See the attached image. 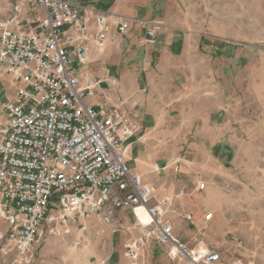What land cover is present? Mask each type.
<instances>
[{
    "label": "built area",
    "instance_id": "2783aa9c",
    "mask_svg": "<svg viewBox=\"0 0 264 264\" xmlns=\"http://www.w3.org/2000/svg\"><path fill=\"white\" fill-rule=\"evenodd\" d=\"M111 23L117 34L127 33V21ZM162 32L159 22H150L136 43L153 46ZM113 40L104 13L88 14L64 0H17L0 24V75L10 78L15 92L0 115V255L27 263L47 240L63 238L72 227L83 231L91 217L110 223L125 210L141 236L189 264H252L225 262L214 247L189 248L176 240L166 219L174 209L166 200L152 205L153 189L125 161L122 145L136 126L123 103H86L107 89L85 69L89 44L101 52ZM138 209L148 224L140 222ZM201 218L208 222L212 214L201 212ZM127 256L136 257L134 248Z\"/></svg>",
    "mask_w": 264,
    "mask_h": 264
},
{
    "label": "rangeland",
    "instance_id": "374dc122",
    "mask_svg": "<svg viewBox=\"0 0 264 264\" xmlns=\"http://www.w3.org/2000/svg\"><path fill=\"white\" fill-rule=\"evenodd\" d=\"M177 1L189 38L188 53L179 56V65L197 92H216L215 103L223 107L216 122L212 117L209 124L193 128V135L186 133L187 144L195 131L203 137L207 155L191 160L200 173L191 199L199 200L201 212L212 214V219L190 225L193 233L185 244L214 247L225 262L264 264V0ZM16 2L0 0V24ZM119 102L130 117L139 118L127 103ZM183 136L180 132L177 139L180 154ZM222 148L229 152L226 164L218 156ZM198 183L204 187L198 189ZM184 196L186 190L180 188L176 198ZM170 206L174 213H167L166 219L174 236L173 218L185 214L172 202ZM120 218L110 223L88 219L83 231L72 227L63 238H51L34 249L27 263L0 255V264H189L141 236L131 212ZM129 246L135 258L127 256Z\"/></svg>",
    "mask_w": 264,
    "mask_h": 264
},
{
    "label": "crops",
    "instance_id": "0c3cea01",
    "mask_svg": "<svg viewBox=\"0 0 264 264\" xmlns=\"http://www.w3.org/2000/svg\"><path fill=\"white\" fill-rule=\"evenodd\" d=\"M64 1L76 10H84L88 14L99 11L107 16L108 34L113 35L114 40L108 42L101 52L90 42L85 66L93 78L105 80L107 89L101 96L87 98L86 103L113 106L122 100L138 114L137 120L130 117L137 131L122 145L125 161L131 173L139 175L141 181L153 189L152 205L166 200L167 204L171 205L172 202L183 214L192 215L191 221L173 218L174 238H179L186 245L193 233L188 227L194 223L198 226L202 222L200 202L191 199L196 194V183L200 179L196 163L191 160L207 155L201 144L203 137L195 131L187 144L186 133L193 135V128L209 124L212 117L216 122V114L223 107L215 103L216 92H197L191 76H187L179 65V56L188 53L189 38L184 35L185 26L180 21L182 11L178 1ZM115 18L128 22L126 34L116 33L111 23ZM150 22H159L163 32L153 46L141 47L136 43V38ZM89 32L92 35L96 32L93 22L90 23ZM147 62L150 63L149 67H145ZM13 92L10 78L0 75L1 116L3 106L13 99ZM180 132L184 134L182 154L177 143ZM228 154L226 148L218 152L225 164ZM180 188L186 190V196L176 198ZM126 212L130 213L118 210L114 220H121L120 217ZM137 216L142 224H148L149 217L143 209L137 210ZM4 228V222L0 219V231H4Z\"/></svg>",
    "mask_w": 264,
    "mask_h": 264
}]
</instances>
